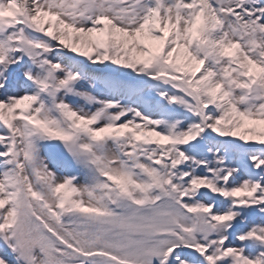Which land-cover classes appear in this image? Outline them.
I'll return each mask as SVG.
<instances>
[{"label": "snow or ice", "instance_id": "obj_1", "mask_svg": "<svg viewBox=\"0 0 264 264\" xmlns=\"http://www.w3.org/2000/svg\"><path fill=\"white\" fill-rule=\"evenodd\" d=\"M0 264H264V0H0Z\"/></svg>", "mask_w": 264, "mask_h": 264}]
</instances>
